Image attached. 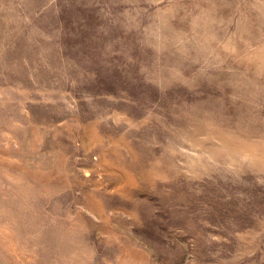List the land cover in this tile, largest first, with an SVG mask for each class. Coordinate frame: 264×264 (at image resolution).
Returning a JSON list of instances; mask_svg holds the SVG:
<instances>
[{"label":"rangeland","instance_id":"rangeland-1","mask_svg":"<svg viewBox=\"0 0 264 264\" xmlns=\"http://www.w3.org/2000/svg\"><path fill=\"white\" fill-rule=\"evenodd\" d=\"M0 264H264V0H0Z\"/></svg>","mask_w":264,"mask_h":264}]
</instances>
